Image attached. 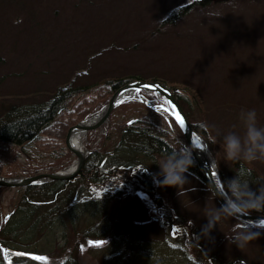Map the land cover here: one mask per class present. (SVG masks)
Here are the masks:
<instances>
[{
    "label": "rangeland",
    "instance_id": "374dc122",
    "mask_svg": "<svg viewBox=\"0 0 264 264\" xmlns=\"http://www.w3.org/2000/svg\"><path fill=\"white\" fill-rule=\"evenodd\" d=\"M208 11L222 16L206 17ZM175 13L185 15L173 20ZM116 77L166 83L189 102L184 110L205 131L207 142L200 139L222 186L236 175L253 190L264 183V161H226L223 145L229 133L245 138L249 110L264 127V0H0L1 121L13 107L46 103L62 87ZM100 95L96 89L78 94L74 108ZM160 102L176 122L168 103ZM133 110L125 120L138 116ZM118 115L109 139L108 122L85 133L83 151H89L85 162L103 153L96 158L106 156L104 173H119L93 177L84 162L67 183H46V194L26 200L21 188L0 187V264H264V229L254 228L260 235L243 248L231 238L249 224L236 218H222L210 237L201 235L206 210L220 207L205 180L189 169L184 185L162 186L156 177L165 158L143 138L122 143L127 127ZM175 137L185 141L176 131L169 140ZM42 142L20 149L0 141V177L56 173L75 164L69 151L66 167H49L58 158ZM96 158L89 166L101 168ZM238 161L254 173L252 180L237 172ZM129 167L154 176V199L160 194L166 213L155 211L151 193Z\"/></svg>",
    "mask_w": 264,
    "mask_h": 264
},
{
    "label": "trees",
    "instance_id": "16d2710c",
    "mask_svg": "<svg viewBox=\"0 0 264 264\" xmlns=\"http://www.w3.org/2000/svg\"><path fill=\"white\" fill-rule=\"evenodd\" d=\"M188 6L191 5L182 6L176 11H182ZM182 15L185 14L175 13L172 16V19L175 20ZM100 54L101 53H99L98 55ZM130 81L131 78L119 79V77H116L114 79L101 81L89 87H81L78 89H73L70 86L62 87L56 92V95L46 103L40 105H24L19 106L18 108L13 107V109L9 110L4 117L5 120H0V141L8 145L18 147L20 149H23L24 147H26V145L30 146L32 144L39 147V143L43 141V147H46L48 145V150L54 149L53 153L55 157L58 158L57 162L49 163L48 166L54 167V169L56 168L55 170L64 168L66 167L65 163L71 156V153L67 149L64 141L67 130L70 127L76 125L82 119L95 114V112L97 113L98 110L108 102L110 96L114 92H116L124 84ZM163 86L168 88L166 83H163ZM92 89H96L99 94L101 93V95L96 100H91L92 102L82 105V107L80 106L78 109H76V107L74 108L76 101L74 99L75 96L78 94H84ZM141 93L142 95L140 98L119 105L111 113L109 121L104 128L107 135L104 139H109L110 137H112L115 128V122L120 118V115L118 114H121V119L125 120V118L128 116L127 112H134L133 109H137L139 111V114L135 119L128 118L125 120V126L127 127V129L125 128L121 132V140H123L122 143L125 144L129 139L133 140L136 138H143L149 143V146L156 155L166 158L169 153H171L176 147H178L177 142L172 143L169 140V135L174 134L175 131L178 134L182 132L169 114H167L163 110H159L158 105L161 103L160 100L164 101L161 96L146 91H142ZM174 97L183 110L185 105L191 106L189 102H183L178 94L175 93ZM73 109L74 111H72ZM184 112L189 119L193 130L203 139V141L207 142L204 135L205 131L203 130L202 126L197 124L196 121L192 120L185 110ZM79 116L80 118L78 119ZM180 141L183 143V145L188 147L186 141H183L181 139ZM127 147H131L132 149L134 145H130L129 143ZM119 148L120 147L118 146L115 147L114 151L118 152ZM208 149L211 150L212 148L209 147ZM28 151H30V149H28L27 152ZM22 153L25 154L24 152ZM102 154L103 153L101 152L97 153L95 157L89 155V159L84 164L85 166L83 168V171L89 173L92 172L93 177L113 175V172L119 173L117 171H108L104 173L103 165L106 161V156L103 158H96L98 156H101ZM39 156L40 158L46 157V155L41 154H39ZM92 158H96L95 164L101 165V168L97 166L94 167L93 165L89 166L90 160ZM125 169L130 170L129 172L133 174V177H135V180H137L136 182H138L141 187L145 188L149 192V194L151 193L153 197V205L156 209L155 211H157L160 215H163L164 212L166 213L160 194L156 197V200L154 199V197L156 196L155 193L157 192L154 176L150 172H148V170H142L134 167ZM189 169L192 171V173H195L197 178L204 182L203 176L199 172V168L195 160L193 165ZM236 169L237 172L241 169L247 171V173L251 177V180L253 179V176L255 177L254 173L246 167L244 161H238L236 163ZM220 175L222 176L221 173ZM224 184L225 182L223 180V185ZM47 186V184H43L21 188L22 193L24 194L22 199L26 200L27 195L30 193L31 194L29 195V197L43 195L47 190ZM251 213L260 214L255 211Z\"/></svg>",
    "mask_w": 264,
    "mask_h": 264
},
{
    "label": "clouds",
    "instance_id": "9594fccd",
    "mask_svg": "<svg viewBox=\"0 0 264 264\" xmlns=\"http://www.w3.org/2000/svg\"><path fill=\"white\" fill-rule=\"evenodd\" d=\"M236 5H233L235 7ZM206 17L218 18L222 14L219 11H208ZM256 111L249 110L245 114L246 133L242 140L234 133L223 137L224 153L226 161H236L243 157L248 162L264 161V127L257 126ZM176 147L159 164L160 172L157 180L162 186L179 187L187 182L186 173L193 165L192 150L176 138ZM163 177L162 180L159 178ZM216 195L224 200L220 207L206 210L207 224L203 226L201 235L210 237L211 231L223 218H237L250 215L251 212L264 213V183L253 190L250 183L243 181L238 175L228 180L223 185V190H216ZM260 221H264L261 219ZM264 229V223L247 225L237 232L232 238L239 248L257 239L259 231L253 229Z\"/></svg>",
    "mask_w": 264,
    "mask_h": 264
},
{
    "label": "water",
    "instance_id": "95a60500",
    "mask_svg": "<svg viewBox=\"0 0 264 264\" xmlns=\"http://www.w3.org/2000/svg\"><path fill=\"white\" fill-rule=\"evenodd\" d=\"M145 86H152L154 88V91L151 90L148 87ZM136 89H140L141 91H148L153 92L155 94H158L162 96L168 105L171 107L172 110V116L174 117L176 123L178 124L185 141L188 145V148L192 150V156L200 170V173L203 176V179L205 180L207 186L211 190L213 196L221 206L224 203V200L220 198V196L216 195V190H223V186L219 180V184H217L213 177V168L215 169L214 163L211 161V158L206 153L204 156L199 157L196 151V148L193 144V138L197 137L200 138L199 135L193 130L185 112L179 105V103L176 101L173 93L176 91L175 89L169 90L165 88L162 84L158 82H147V81H132L130 83L125 84L121 88H119L110 98L109 102L105 104L101 110L86 119H84L82 122L78 123L77 125L71 127L66 135L65 138V145L67 149L75 156L76 163L74 165V171L71 174H65V172H56V173H50V174H39L36 176H31L28 178H19V179H5L3 177H0V187H6V188H23L33 185H40L44 183H50L53 181H68L75 177L80 171L81 168L89 154V151H81L77 148H74L71 144L70 136L74 131L83 132L85 134L88 131H94L100 129L103 125H105L111 113L113 110L119 106L120 104L130 101L131 97L137 96L139 93H137ZM129 93V94H128ZM123 95L122 98L120 95ZM123 101V102H121ZM179 115L184 119V127H181L178 123L176 116ZM216 172V170L214 171ZM217 174V172H216ZM218 175V174H217ZM237 220H240L242 222H245L249 225L251 224H257V223H264V221H260L261 219H264V216L261 215H244L241 217H237Z\"/></svg>",
    "mask_w": 264,
    "mask_h": 264
},
{
    "label": "bare ground",
    "instance_id": "6f19581e",
    "mask_svg": "<svg viewBox=\"0 0 264 264\" xmlns=\"http://www.w3.org/2000/svg\"><path fill=\"white\" fill-rule=\"evenodd\" d=\"M120 96L122 97L123 95L121 94ZM122 98H124V97H122ZM84 137H85V134H83V132L74 131L70 136L71 144L73 145V147L77 148L78 150L83 151L84 150V146H83L84 145L83 144V140H84L83 138ZM193 144L196 148V151H197V154L199 157H202L207 153L205 145L203 144V142L201 141L200 138L194 137L193 138ZM74 165L70 166L69 168H67L63 172H65V174H68V175L71 174L74 171V168H75ZM214 171H215V169L213 168L214 180L217 184H219V177L216 174V172H214ZM219 186H220V184H219Z\"/></svg>",
    "mask_w": 264,
    "mask_h": 264
},
{
    "label": "snow or ice",
    "instance_id": "6c2138e0",
    "mask_svg": "<svg viewBox=\"0 0 264 264\" xmlns=\"http://www.w3.org/2000/svg\"><path fill=\"white\" fill-rule=\"evenodd\" d=\"M145 87H148V88H150L151 90L154 91V88L152 86H145ZM136 91H137V93H139L140 89H136ZM131 98L135 99V97H131ZM121 102H123V101H121ZM159 110L167 111V109H165L163 107V105L160 106ZM176 119H177L178 123L180 124V126L184 127V119L181 116H179V115L176 116Z\"/></svg>",
    "mask_w": 264,
    "mask_h": 264
},
{
    "label": "flooded vegetation",
    "instance_id": "af4514ba",
    "mask_svg": "<svg viewBox=\"0 0 264 264\" xmlns=\"http://www.w3.org/2000/svg\"><path fill=\"white\" fill-rule=\"evenodd\" d=\"M60 182V181H59ZM63 182H61V184H62ZM65 183V182H64ZM67 183V182H66ZM44 194H46V192L44 193Z\"/></svg>",
    "mask_w": 264,
    "mask_h": 264
}]
</instances>
